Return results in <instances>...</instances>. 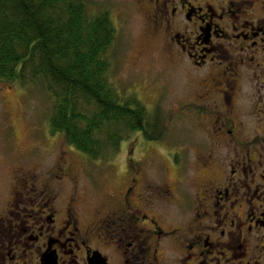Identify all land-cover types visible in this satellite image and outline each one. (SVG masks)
<instances>
[{
    "label": "flooded vegetation",
    "instance_id": "flooded-vegetation-1",
    "mask_svg": "<svg viewBox=\"0 0 264 264\" xmlns=\"http://www.w3.org/2000/svg\"><path fill=\"white\" fill-rule=\"evenodd\" d=\"M136 1L147 34L191 77L192 104L179 108L198 114L204 147L190 192L179 156L167 160L175 180L160 155L155 178L134 159L160 142L140 130L118 141L133 137L123 177L90 220L71 153L44 182L15 167L5 192L0 182V264H264V0ZM48 177L70 190L60 194Z\"/></svg>",
    "mask_w": 264,
    "mask_h": 264
},
{
    "label": "rangeland",
    "instance_id": "rangeland-1",
    "mask_svg": "<svg viewBox=\"0 0 264 264\" xmlns=\"http://www.w3.org/2000/svg\"><path fill=\"white\" fill-rule=\"evenodd\" d=\"M86 3L89 14L107 12L116 28L113 43L106 52L110 62L108 79L121 97L133 96L144 104L150 112L148 138L160 139L155 145L137 147L134 159L143 161L148 176L155 178L157 170L159 174L163 171L155 164L157 155L166 161L170 154L179 156L183 164L180 175L188 176L184 179L187 181L184 190L190 192L188 182L193 176L190 165L201 150L202 145L197 142L202 134L198 130V114L190 107L186 112L179 108L184 103L192 104L188 97L189 73L169 63L162 47L147 34L145 12L136 0H86ZM50 113L51 98L41 86L23 87L0 79V157L8 156L7 173L0 171V182L5 186L3 192L11 182L15 167L20 166V170L44 182L48 174H53L55 163H61L62 155L71 153L78 161L76 183L72 184L83 195L86 217L90 220L96 210L101 209L105 195L119 187L124 173L125 148L133 137L129 142L123 141L116 152L94 159L69 144L61 132L52 130ZM112 159L117 160L114 167L109 162ZM1 163L0 159V166ZM177 174L168 162L165 175L175 180ZM49 183L60 194L69 191L71 186L66 179H49Z\"/></svg>",
    "mask_w": 264,
    "mask_h": 264
},
{
    "label": "trees",
    "instance_id": "trees-1",
    "mask_svg": "<svg viewBox=\"0 0 264 264\" xmlns=\"http://www.w3.org/2000/svg\"><path fill=\"white\" fill-rule=\"evenodd\" d=\"M115 33L108 13L89 14L86 0H0V79L41 86L52 130L94 159L131 132L149 137L148 109L108 79Z\"/></svg>",
    "mask_w": 264,
    "mask_h": 264
},
{
    "label": "water",
    "instance_id": "water-1",
    "mask_svg": "<svg viewBox=\"0 0 264 264\" xmlns=\"http://www.w3.org/2000/svg\"><path fill=\"white\" fill-rule=\"evenodd\" d=\"M50 256H46V260H45V262L47 263V264H53V263H51V258H49ZM53 262V261H52Z\"/></svg>",
    "mask_w": 264,
    "mask_h": 264
}]
</instances>
